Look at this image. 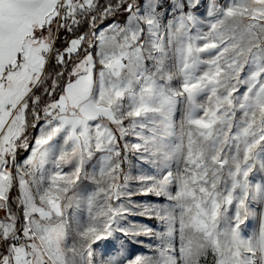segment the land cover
Instances as JSON below:
<instances>
[{
	"label": "snow or ice",
	"instance_id": "1",
	"mask_svg": "<svg viewBox=\"0 0 264 264\" xmlns=\"http://www.w3.org/2000/svg\"><path fill=\"white\" fill-rule=\"evenodd\" d=\"M0 264H264V0H0Z\"/></svg>",
	"mask_w": 264,
	"mask_h": 264
},
{
	"label": "rangeland",
	"instance_id": "2",
	"mask_svg": "<svg viewBox=\"0 0 264 264\" xmlns=\"http://www.w3.org/2000/svg\"><path fill=\"white\" fill-rule=\"evenodd\" d=\"M127 170V169H126ZM133 174H136V170H133ZM131 187H135V184L131 185ZM133 200L136 202H150V203H161L164 202L162 198H157L154 196H135L133 197ZM129 220L132 223L135 224H144V225H148L149 227H156L158 224V221L156 220H149L146 217H140V216H131L129 217ZM257 226V222L256 221H249L246 222L245 226H242V228H244L245 234H248L253 228H255ZM140 239H143L147 242V237H141ZM106 243V250L110 251L112 249V244L115 243L116 247H119L118 242H112V243ZM130 249L132 251L135 252H139V253H143V254H151L148 249L140 246V245H129Z\"/></svg>",
	"mask_w": 264,
	"mask_h": 264
}]
</instances>
